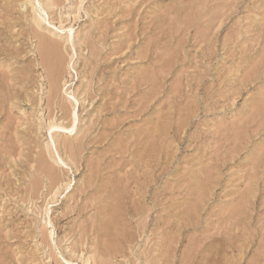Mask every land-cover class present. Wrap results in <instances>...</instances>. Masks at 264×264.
<instances>
[{
	"label": "rangeland",
	"instance_id": "1",
	"mask_svg": "<svg viewBox=\"0 0 264 264\" xmlns=\"http://www.w3.org/2000/svg\"><path fill=\"white\" fill-rule=\"evenodd\" d=\"M0 264H264V0H0Z\"/></svg>",
	"mask_w": 264,
	"mask_h": 264
}]
</instances>
